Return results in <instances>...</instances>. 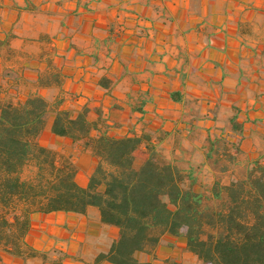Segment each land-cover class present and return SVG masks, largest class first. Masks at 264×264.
I'll use <instances>...</instances> for the list:
<instances>
[{
	"label": "crops",
	"instance_id": "1",
	"mask_svg": "<svg viewBox=\"0 0 264 264\" xmlns=\"http://www.w3.org/2000/svg\"><path fill=\"white\" fill-rule=\"evenodd\" d=\"M56 69L61 82L41 84ZM34 92L66 109L87 108L90 120L100 115L114 136L148 135V143L194 163L182 143L195 150L201 140L202 166L214 173L205 160L209 134L240 141L242 164L264 161V0H0V97ZM245 108L253 110L243 117ZM233 117L241 132L232 129ZM52 120L39 140L71 155L86 186L91 152L78 144L72 151L69 138L51 132ZM116 235L89 206L85 213L34 212L26 239L64 264H113L97 256ZM138 256L150 264H201L186 239L169 232ZM0 264L49 263L0 248Z\"/></svg>",
	"mask_w": 264,
	"mask_h": 264
},
{
	"label": "trees",
	"instance_id": "2",
	"mask_svg": "<svg viewBox=\"0 0 264 264\" xmlns=\"http://www.w3.org/2000/svg\"><path fill=\"white\" fill-rule=\"evenodd\" d=\"M40 80L60 83L61 73L52 70ZM107 81L102 77L101 85ZM171 98L178 100V93ZM51 115L55 136L92 154L86 186L78 182L70 155L39 140ZM231 123L241 132L235 117ZM149 139L135 133L114 136L100 115L90 120L87 108L66 109L61 100L52 102L38 92L24 99L0 97V248L64 264L28 244L32 214L85 213L95 206L101 221L117 228L110 249L97 261L150 264L138 254L152 251L169 232L184 237L201 264H264V161L241 166L240 141L209 134L205 160L217 177L207 189L197 173L203 163L168 153Z\"/></svg>",
	"mask_w": 264,
	"mask_h": 264
},
{
	"label": "rangeland",
	"instance_id": "3",
	"mask_svg": "<svg viewBox=\"0 0 264 264\" xmlns=\"http://www.w3.org/2000/svg\"><path fill=\"white\" fill-rule=\"evenodd\" d=\"M247 98L249 99H251V98H254V95L253 94H250V93H248V95H247ZM248 103L250 104V105H254L250 100L248 101ZM234 105H236V104H234ZM249 107H247V109H248ZM257 109H259V107H257ZM251 110H253V109H249L248 111H251ZM245 112H244V114H243V117L245 116V113L246 112H248V111H246V108H245V110H244ZM229 115H231V114H229ZM221 119V118H220ZM219 119V120H220ZM226 119H228V117H226ZM222 122V121H221ZM221 130L222 129V127H217V126H215L214 127V130ZM247 129H249L250 130V128L248 127ZM224 133H226L225 131H224ZM41 138H43L44 140H49V138L48 137H46V136H42ZM253 141H254V139H253ZM254 143H256V142H254ZM254 143H252V145L250 146L251 147V150H253V148H254V146H255V144ZM200 144H201V140L198 142V143H194V145H196L195 146V150H194V147L192 146V144L189 142V141H183V143H182V145L184 146V147H186V156H189V157H192L197 163H202V161H203V152H202V150H201V146H200ZM257 144V143H256ZM259 145H260V143H258ZM75 148H77V146H74L73 145V147H71V149H72V151H75L74 149ZM193 150H194V153H192L193 152ZM66 152V151H65ZM71 156V155H70ZM250 160L252 159V158H249ZM248 159V160H249ZM245 161V155H243V158H242V162H244ZM246 165V164H245ZM244 164H242L241 163V166H245ZM242 170L243 169H245L244 167L243 168H241ZM198 173V177H199V180L202 182V183H204L205 185H206V188L207 189H210L211 188V185L213 184V181H214V179L217 177L216 176V173H214V172H212L209 168H208V166H202V168L200 169V171L199 172H197ZM228 178L226 177V178H224L223 180H227Z\"/></svg>",
	"mask_w": 264,
	"mask_h": 264
},
{
	"label": "built area",
	"instance_id": "4",
	"mask_svg": "<svg viewBox=\"0 0 264 264\" xmlns=\"http://www.w3.org/2000/svg\"><path fill=\"white\" fill-rule=\"evenodd\" d=\"M120 33L124 32V28L121 27L120 30H119Z\"/></svg>",
	"mask_w": 264,
	"mask_h": 264
}]
</instances>
